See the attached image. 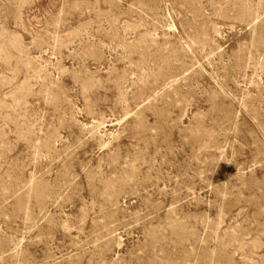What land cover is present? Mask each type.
<instances>
[{
    "label": "rangeland",
    "instance_id": "obj_1",
    "mask_svg": "<svg viewBox=\"0 0 264 264\" xmlns=\"http://www.w3.org/2000/svg\"><path fill=\"white\" fill-rule=\"evenodd\" d=\"M0 264H264V0H0Z\"/></svg>",
    "mask_w": 264,
    "mask_h": 264
}]
</instances>
